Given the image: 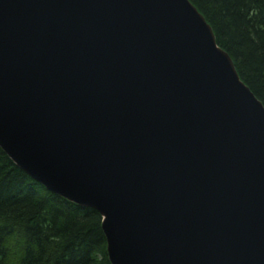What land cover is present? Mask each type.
<instances>
[{
    "label": "water",
    "instance_id": "95a60500",
    "mask_svg": "<svg viewBox=\"0 0 264 264\" xmlns=\"http://www.w3.org/2000/svg\"><path fill=\"white\" fill-rule=\"evenodd\" d=\"M0 147L111 264H264V106L189 0H0Z\"/></svg>",
    "mask_w": 264,
    "mask_h": 264
},
{
    "label": "trees",
    "instance_id": "16d2710c",
    "mask_svg": "<svg viewBox=\"0 0 264 264\" xmlns=\"http://www.w3.org/2000/svg\"><path fill=\"white\" fill-rule=\"evenodd\" d=\"M264 106V0H189ZM100 213L47 190L0 147V264H111Z\"/></svg>",
    "mask_w": 264,
    "mask_h": 264
}]
</instances>
